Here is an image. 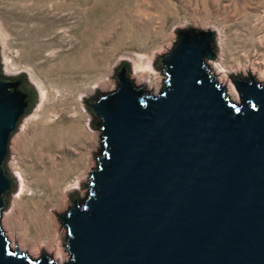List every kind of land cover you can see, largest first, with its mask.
I'll use <instances>...</instances> for the list:
<instances>
[{"label":"water","instance_id":"obj_1","mask_svg":"<svg viewBox=\"0 0 264 264\" xmlns=\"http://www.w3.org/2000/svg\"><path fill=\"white\" fill-rule=\"evenodd\" d=\"M157 55V93L137 86L130 62L118 88L83 102L101 131L84 198L54 211L67 228L70 257L38 258L10 245L1 224L18 183L7 166L10 142L36 107L26 74L3 73L0 49V264H264V82L232 74L240 101L211 68L214 28L176 29Z\"/></svg>","mask_w":264,"mask_h":264},{"label":"rangeland","instance_id":"obj_2","mask_svg":"<svg viewBox=\"0 0 264 264\" xmlns=\"http://www.w3.org/2000/svg\"><path fill=\"white\" fill-rule=\"evenodd\" d=\"M188 25L216 30L218 60L230 75L249 77L239 69L244 65L264 69V0H0L3 73L26 74L39 98L10 142L7 166L18 190L10 194L1 224L13 249L17 244L33 258L41 256L43 249L36 252L33 245L50 240L36 220L43 203L62 234L64 261L70 257L67 228L54 211L62 214L73 206L74 190L86 196L88 187H82L101 148V131L91 127L93 116L82 99L97 88L115 91L112 77L122 61L131 63L137 86L145 84L139 76L161 78L159 88L146 86L157 93L165 75L154 67L156 56L167 53L175 45V30Z\"/></svg>","mask_w":264,"mask_h":264},{"label":"bare ground","instance_id":"obj_3","mask_svg":"<svg viewBox=\"0 0 264 264\" xmlns=\"http://www.w3.org/2000/svg\"><path fill=\"white\" fill-rule=\"evenodd\" d=\"M212 64V67L214 69V73L215 75L217 76V79L218 81L222 84V85H226L228 90H229V94L232 96V99L233 100H237L239 99V93L237 91V89L234 87L232 81H231V75L229 72H227L225 70V67L220 60L218 61H212L211 62ZM241 70V72H244V73H248V72H251L254 76L258 77V78H263L264 79V69H260L258 67L253 66V65H244L242 67L239 68ZM140 79L144 82V83H147L148 85V88H159V85H160V82H161V78L157 79V80H150V79H146V78H143L142 76H139ZM75 113H78V112H75ZM80 114V112H79ZM81 115V114H80ZM82 116V115H81ZM80 117V116H78ZM73 118V116H72ZM72 120V119H71ZM74 122V121H73ZM69 125H71L70 122H68ZM76 123V122H74ZM67 124V123H66ZM68 125V124H67ZM78 126V125H77ZM67 127V126H66ZM68 128V127H67ZM79 128V127H78ZM66 129V128H65ZM72 131H75L74 133L76 134L77 132V128L73 127L72 126ZM66 131V130H65ZM73 133V132H72ZM66 134V133H65ZM71 134V133H70ZM74 134V135H75ZM71 136V135H70ZM78 136V135H77ZM82 136V135H81ZM75 137V136H74ZM73 138V137H72ZM73 141V140H72ZM76 141V140H75ZM79 142V141H78ZM50 170V169H49ZM47 171V170H46ZM52 174V173H50ZM55 174V173H54ZM57 174V173H56ZM53 175V174H52ZM61 175V174H60ZM51 176V175H49ZM61 177V176H60ZM49 178V177H48ZM58 181V180H57ZM50 184V183H49ZM59 184V183H58ZM55 187V186H54ZM58 188V187H57ZM51 191V190H50ZM54 191V190H52ZM59 193V192H58ZM56 193V194H58ZM47 195V194H46ZM45 195V196H46ZM51 195V194H50ZM55 196V195H53ZM59 196V195H58ZM47 197V196H46ZM51 197V196H50ZM39 198V197H38ZM42 198V197H41ZM40 198V200H41ZM67 198V197H66ZM44 199V198H43ZM42 199V200H43ZM47 199V198H46ZM64 201V200H63ZM66 202V201H65ZM39 209H38V212H35L37 213V218L36 220L40 223H43V226H44V231L45 233L50 237V240L49 242H40L38 244H34L36 242H34L33 244V249L34 251H40L41 249H47L49 250L50 252H53L55 254V257L54 259L59 261V262H63L64 259H65V256H64V253H63V249H62V243H61V240H62V234L61 232H59V229H58V224L55 220V217H53L51 214L49 213H45V205L43 203L40 204V206H38ZM62 207V206H61ZM57 208V207H56ZM47 212V211H46ZM34 214V213H33ZM53 214V213H52ZM30 215V214H29ZM33 217V216H32ZM35 218V217H34ZM28 223V222H27ZM40 225V224H39ZM41 228V227H40ZM24 242V241H23ZM25 243V242H24ZM32 244V243H31ZM21 245V244H20ZM24 246V245H23ZM32 246V245H31ZM51 248V249H50ZM20 250V249H19ZM21 251V250H20ZM35 253V252H34Z\"/></svg>","mask_w":264,"mask_h":264}]
</instances>
